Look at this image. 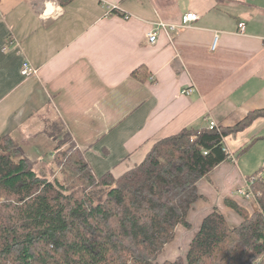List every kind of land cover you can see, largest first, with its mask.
I'll use <instances>...</instances> for the list:
<instances>
[{"label":"crops","instance_id":"0c3cea01","mask_svg":"<svg viewBox=\"0 0 264 264\" xmlns=\"http://www.w3.org/2000/svg\"><path fill=\"white\" fill-rule=\"evenodd\" d=\"M187 13L199 15L191 27L148 43L156 23ZM25 63L37 73L25 77ZM261 110L264 0H0V136L16 137L50 177L55 123L97 178H119L164 138L211 122L233 128ZM224 143L229 158L199 182L191 227L178 226L174 242L191 233L190 246L214 208L242 223L231 205L246 209L237 190L264 173V116Z\"/></svg>","mask_w":264,"mask_h":264},{"label":"trees","instance_id":"16d2710c","mask_svg":"<svg viewBox=\"0 0 264 264\" xmlns=\"http://www.w3.org/2000/svg\"><path fill=\"white\" fill-rule=\"evenodd\" d=\"M260 116L264 110L233 128L184 129L155 143L140 165L119 178H97L74 145L64 150L72 138L62 124L51 128L53 178L40 176L16 137L0 136V264H264L260 178L254 189L261 211L231 205L243 219L231 227L214 208L185 258L158 263L177 227H191L199 182L229 158L225 138ZM93 188L102 190L100 200Z\"/></svg>","mask_w":264,"mask_h":264},{"label":"built area","instance_id":"2783aa9c","mask_svg":"<svg viewBox=\"0 0 264 264\" xmlns=\"http://www.w3.org/2000/svg\"><path fill=\"white\" fill-rule=\"evenodd\" d=\"M111 11L115 9V7L110 8ZM59 11H61L59 9ZM126 19H129V16H126ZM199 19V15L196 13H187L181 18V21L179 23H167L165 21H159L156 23L154 29L150 31L147 35L148 43L150 45H155L158 42V36L160 32H166L169 37H173L174 35L182 32L183 30L189 28L192 26L194 22H196ZM240 33L245 32V25H240ZM218 39V37H216ZM215 46V45H214ZM37 73V70L32 67L29 63H25L22 68V74L25 77H29L31 75H34ZM194 92L193 88H188L183 91L184 95H191ZM218 125L215 122H211L209 125V129H217ZM227 151V150H226ZM228 153V152H227ZM229 154V153H228ZM230 156V155H229ZM264 180V173H261L259 175H254L250 177L245 186L242 188H239L237 190V196L242 198L246 202V209L252 214L255 212L261 211V206L259 202L260 195L257 193L254 189L255 183L258 181V179Z\"/></svg>","mask_w":264,"mask_h":264},{"label":"rangeland","instance_id":"374dc122","mask_svg":"<svg viewBox=\"0 0 264 264\" xmlns=\"http://www.w3.org/2000/svg\"><path fill=\"white\" fill-rule=\"evenodd\" d=\"M58 127L60 128L59 125H58ZM41 136L37 137L36 140H32L30 142H41V141H43ZM72 145H73V141L72 142H69V144L64 148V150H66L69 146H72ZM46 152H48V151H46ZM55 156H56L55 154L51 155L52 161L54 160ZM31 158H32V156H31ZM33 161L36 163V165L38 167L42 164L35 157H34ZM53 166H54V164H52V167ZM38 173L40 174V176H45L46 174L47 175L49 174V177H50V174H51L47 170L45 172H42L39 169H38ZM50 178H53V175ZM91 193H94L96 199H98V200H100L101 197H102V190L101 189L93 188V189H91ZM191 238H192V234L191 233H189L187 235L186 234L183 235V234H180L179 233L178 240L176 242L173 241L174 242L173 244H170L167 248H165V251L163 252V254L158 259V263H164L166 261H174L178 257H184L185 258L187 256L188 251H189V245H188V243L191 240ZM177 245H179L178 247H180V250L177 249Z\"/></svg>","mask_w":264,"mask_h":264}]
</instances>
